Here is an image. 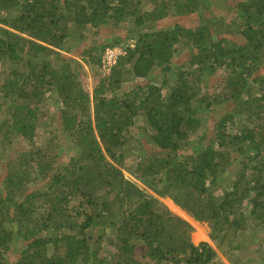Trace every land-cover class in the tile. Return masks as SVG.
Wrapping results in <instances>:
<instances>
[{
	"label": "trees",
	"instance_id": "trees-1",
	"mask_svg": "<svg viewBox=\"0 0 264 264\" xmlns=\"http://www.w3.org/2000/svg\"><path fill=\"white\" fill-rule=\"evenodd\" d=\"M202 1L0 0V149L14 137L33 144L50 100L62 103L60 130L76 145L66 163L29 149L0 163V264H110L100 252L109 229L111 264L242 258L246 231L264 225V73L257 72L264 68V0L228 5L232 29L218 33L184 24ZM128 19L133 27L106 42L101 33H116ZM226 31L232 36L219 35ZM88 34L101 36L90 41ZM107 47L124 53L104 72ZM76 54L97 68L91 89ZM218 68L224 84L206 83ZM155 70L159 83L150 77ZM220 101L231 109L206 143L189 148L185 140L202 125L197 112ZM140 116L157 149L127 157L125 133ZM237 117L249 121L238 130ZM37 177L47 178L45 189L28 188ZM161 198L207 222L215 246L177 234L182 219Z\"/></svg>",
	"mask_w": 264,
	"mask_h": 264
},
{
	"label": "rangeland",
	"instance_id": "rangeland-1",
	"mask_svg": "<svg viewBox=\"0 0 264 264\" xmlns=\"http://www.w3.org/2000/svg\"><path fill=\"white\" fill-rule=\"evenodd\" d=\"M205 1L203 0L199 5L200 8L201 6L205 5ZM208 1V0H207ZM236 0H210V4L206 7H202L201 9L199 8L198 15H185L182 19L184 21L185 25H196L198 22H202L206 26H208L211 30V32L218 33V28L222 26L223 28L227 29H232V26L228 22L230 19L229 15H233L234 11L231 10V8L228 7V5H233ZM150 5H147L143 8H150ZM239 21V20H237ZM133 22L128 19L126 20V24L124 28H120L117 30V32H113L114 34L110 33V30L107 32L101 33L102 35L106 36V42H109L113 39H115L116 34H123L125 28L130 29L133 27ZM226 24L228 26H226ZM74 35L78 34V29L73 28ZM76 30V31H75ZM220 36H232V33L230 32H224L219 34ZM101 36V35H100ZM100 36L96 35L94 36H89V34L86 36L88 40L92 41L91 39H98ZM122 36V35H121ZM72 37V36H71ZM69 40V39H68ZM243 41V40H241ZM86 41H82L81 43L84 44ZM130 42V41H129ZM132 42H130V45ZM86 43L82 46L84 47ZM187 49V48H186ZM183 49V56L186 58L188 56L187 50ZM72 53V51H69ZM69 53V54H71ZM76 59H78L80 62H82V69L85 71V74H81L80 77L83 79L84 78V85L88 88L91 89L94 81H93V74L97 72V68L95 67L94 64L88 65L82 56L79 54L76 56L74 55ZM264 68H260L257 70V72L262 71L264 73ZM223 73L220 68H218L217 72L212 76L206 78L204 81L206 83L208 82L209 84L213 82L214 79L216 78L217 80L215 81V84H224L225 80L222 77ZM152 78V81L155 83L160 82V78L156 79V70L154 71V74L150 76ZM4 78V70L0 69V83L2 79ZM149 79V78H148ZM145 81L143 79H136L135 81ZM133 81V82H135ZM129 83L128 85H130ZM127 85V84H126ZM126 85L124 86V89H128L129 87L126 88ZM202 87L199 89V92H204L206 89V85L203 86L201 83ZM200 85V86H201ZM123 88L121 89V91ZM218 91H220V88H218ZM217 91V92H218ZM230 101H220L219 103H215L213 107H210V109L206 108H200L197 114L199 115V118L202 119V125L198 130H195L192 132L189 137L185 140V144L188 145L189 148H192L195 146L197 143L203 141L206 143V141L211 138L214 134V123H216L218 120H220L221 117H223L224 112L229 111L231 104H229ZM49 112L48 113H43L44 115L41 116V119L39 121V136L34 137V142L33 144H28L27 140L21 137H14L12 140H8L5 144H3V149H0V163L4 164L5 162L3 161L4 159H11L12 157H18L22 158L21 151H26V150H33L34 152H40L42 155V158H45L44 161H52V163H59L61 161H64L65 163L67 160L70 158V156H76V145L73 142L72 139L67 138L62 132L60 128V119H59V108L58 106L61 107L62 103L61 102H56L50 100L49 101ZM243 116V115H242ZM238 118V117H237ZM235 119V125L234 128L236 127L237 130L240 129L239 125L242 123L249 122L245 119H242L239 121L238 119ZM232 122H226V128L228 130H231L230 124ZM143 126H144V131H143ZM150 127L145 123V120L143 116H140L135 119V123L129 127L128 132H126V139L127 142L125 143L123 150L126 154L127 157L133 156V154H142L143 152L145 153H150L152 150H156V146H154L153 142L150 139ZM233 130V129H232ZM17 139V140H16ZM63 158V159H62ZM43 161V162H44ZM1 165V164H0ZM0 173H3V166H0ZM124 175L128 178H131L132 180L136 181L139 185L141 183L129 172L123 171ZM32 174L36 175V168L35 166L32 168ZM38 181L34 182H29L27 183L28 188L32 187L34 185L35 188H40V189H45V183L47 181V178L41 179L40 177H37ZM40 180V181H39ZM142 186V185H141ZM25 188V185H22V189ZM21 190V189H19ZM19 190L17 192H19ZM4 191V190H3ZM99 193H102V189L99 191ZM1 194V193H0ZM103 199V196L100 198V200ZM161 200L164 202V204L168 207V209L173 213L178 215L181 219L182 222L180 223L179 228L177 229L178 231L176 232L179 234L181 231L186 235L191 242H193L195 245L198 244L201 241H207L209 242L212 246H215V243L213 240H211L208 236V233L210 231V227L208 226L207 222H200L195 220L193 217H191L189 214H187L185 211H182L175 207L167 198H161ZM40 200L39 198L35 200V205H39ZM75 203L69 204L70 206L73 207ZM249 202L246 200L243 203V211L244 213L249 212ZM72 209V208H71ZM251 222L254 223V219H251ZM101 228V225L99 226H94L93 227V232H98ZM246 236L243 237L242 240V245L244 246V250L242 252H239L242 258L238 259L237 264H264V225H259L258 228L256 229H248L245 233ZM252 239V242H249L247 244L248 239ZM113 239V229L107 230V233L104 238L103 242V247H100V252L103 254V256H107L110 258V264L113 263V257L114 256V249L112 246L109 244V240ZM262 245H261V242ZM20 249V245L17 247ZM220 260L223 261L224 264H231L227 259L221 256L219 254Z\"/></svg>",
	"mask_w": 264,
	"mask_h": 264
},
{
	"label": "built area",
	"instance_id": "built-area-1",
	"mask_svg": "<svg viewBox=\"0 0 264 264\" xmlns=\"http://www.w3.org/2000/svg\"><path fill=\"white\" fill-rule=\"evenodd\" d=\"M123 53L122 47H107L101 56L103 71L108 72L110 67L116 63L117 57Z\"/></svg>",
	"mask_w": 264,
	"mask_h": 264
}]
</instances>
